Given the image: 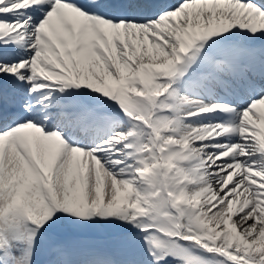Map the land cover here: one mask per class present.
<instances>
[{
  "label": "snow or ice",
  "instance_id": "obj_1",
  "mask_svg": "<svg viewBox=\"0 0 264 264\" xmlns=\"http://www.w3.org/2000/svg\"><path fill=\"white\" fill-rule=\"evenodd\" d=\"M0 264H264V0H0Z\"/></svg>",
  "mask_w": 264,
  "mask_h": 264
}]
</instances>
